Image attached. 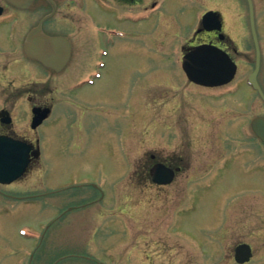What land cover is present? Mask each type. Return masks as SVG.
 Here are the masks:
<instances>
[{
    "label": "rangeland",
    "instance_id": "obj_1",
    "mask_svg": "<svg viewBox=\"0 0 264 264\" xmlns=\"http://www.w3.org/2000/svg\"><path fill=\"white\" fill-rule=\"evenodd\" d=\"M151 1L143 0L142 5ZM163 1L165 5L158 12L141 22L143 29L139 30L137 41L132 42L133 46L129 47L128 40V61L113 69L110 65L99 82L102 87L101 96L104 98L99 96L103 105L106 99L108 106L111 104L109 100L114 99L117 104L113 105L119 106L116 107L118 112L122 108L128 111V115L130 109L132 114L135 112L136 134L135 131L130 135L128 132L124 134L120 140L122 150L117 151L111 135L119 138V132L122 135L125 127H121V124L127 123L129 118L118 117L111 123L114 126L112 128L109 125L111 119L105 116L109 110L103 108V116L108 118L103 124L107 131L101 133V141L93 140L96 144L94 153L74 157L65 153L53 156L54 151L50 147L53 140L50 130L53 129L48 123L40 131L45 152L41 162L33 165L24 178L15 183L13 189H4L18 195H36L66 187L72 181L88 179L96 182L100 180L97 165L101 164L108 170L110 186L106 211L98 205L87 207V210L68 214L46 229L49 221H56L58 214L71 203V198L78 202L82 200L77 198L78 195L89 192L79 189L33 201H10L0 196V264H28L31 257H28V252L22 251L27 248L29 252H55L58 249L64 252L73 250L77 253H97V258H105L109 264H140L145 257L146 246L149 247L148 255L154 257L151 254L155 250L152 242L159 238H162L157 250L160 264H235L232 259L233 247L240 242L249 243L253 247L254 257L250 264H264V199L260 187H254L253 192V198L258 201L248 202L244 207L241 199L227 204L226 200L231 197L228 193L217 197L214 203L208 200L209 197L197 203V196L192 198V202H187L199 186L197 173H203L210 163H214L208 157L211 146L206 142L205 132L201 135L200 129L195 131L193 128L194 124L201 127V121L208 130L216 122L211 121L214 114L209 112L212 101L208 99V94L212 95L214 91L208 93L203 87L189 84L180 72L179 65L176 66L170 60V57L178 53V48L194 35L192 29L201 12L199 1ZM177 56L180 59L181 52ZM111 62L116 63V59ZM117 62H121L120 57ZM146 81L147 90L143 84ZM238 86L244 89L246 95L251 94L243 79ZM145 90L149 94V104L154 109L139 116L142 113L139 108L145 105ZM161 95L169 98L171 103L189 102L193 105V112L197 104L200 121L195 112L192 114L188 110L184 114L185 123L192 128L190 131L185 125L187 139L180 133V128L178 132L177 127H168L162 133L158 107L154 104ZM163 112H160L162 118ZM65 142L63 139L57 140L62 151L65 150ZM99 144L104 148L102 152L99 151ZM151 154H156L162 160L183 155L185 159L181 165L186 170L174 185L154 190L150 185L143 184L139 177H135V170L143 166ZM223 185L234 192L251 187L248 181L243 180ZM223 205L225 215L219 210ZM248 206L253 210L247 209ZM32 232L36 233L37 241ZM75 261L67 260L63 264ZM80 264L83 263L80 261Z\"/></svg>",
    "mask_w": 264,
    "mask_h": 264
},
{
    "label": "flooded vegetation",
    "instance_id": "obj_2",
    "mask_svg": "<svg viewBox=\"0 0 264 264\" xmlns=\"http://www.w3.org/2000/svg\"><path fill=\"white\" fill-rule=\"evenodd\" d=\"M215 11L222 14V31L204 32L205 43H212L225 50L236 62L249 68L254 58L243 55L237 43L226 33L227 19L223 13L228 10L237 14L232 20L235 25L249 21L248 0H207ZM27 5V1H26ZM139 5V0H32L30 5L20 7L10 0H0V138L8 143H0V149L13 148V141H24L32 145L33 152L40 148L39 130L51 121L52 137L55 140L54 153L62 151L57 140L72 128L73 123H81L84 115L90 121L102 119V102L98 81L91 87L85 85L77 90L82 79L91 78L97 69L99 52L107 50L105 70L112 58V39L116 48L127 53L124 37H113V31H122L127 36L126 7L129 10ZM136 6V8H137ZM258 24V23H257ZM36 31L34 38L30 34ZM137 29H129L136 32ZM259 46L264 47V26L258 30ZM42 36V37H41ZM43 36L61 38L60 61L53 67L45 66L40 60L28 54L27 48L38 46L42 58L49 57ZM240 37V36H238ZM119 41H118V40ZM240 43V42H239ZM254 47V39H253ZM261 58L264 59V53ZM257 75L264 89V74ZM236 78V77H235ZM260 98L259 93L256 91ZM72 97V99L69 98ZM111 97L110 95H108ZM262 100V98H260ZM115 103V101H112ZM34 108H49L50 115L36 129H31ZM264 117V116H263ZM66 119L65 128L60 127ZM95 144V143H94ZM95 147V145H93ZM264 159V143H262ZM66 149V148H65ZM42 153V151H41ZM38 160H34L35 164ZM264 173V160L261 165ZM264 179V177H263ZM13 184V183H12ZM11 184V185H12ZM1 187L3 185H0ZM0 195L14 198L13 194L0 189ZM35 254H32V259ZM43 263L46 257L42 259Z\"/></svg>",
    "mask_w": 264,
    "mask_h": 264
},
{
    "label": "water",
    "instance_id": "obj_3",
    "mask_svg": "<svg viewBox=\"0 0 264 264\" xmlns=\"http://www.w3.org/2000/svg\"><path fill=\"white\" fill-rule=\"evenodd\" d=\"M209 16H212V13H208L205 16V20L207 21V18ZM216 23V21H214ZM207 51L204 50L202 47L200 49L195 50L194 52H191L187 57L184 58V68L185 71L188 73V76L190 79L197 81L198 83L207 84V79L211 80V77H208V74L205 71L204 68V53ZM227 63V71L229 74H231L230 70L232 69V64L229 62V60L225 59ZM227 74V76H229ZM216 78H222L221 75H217ZM221 76V77H220ZM230 77H227L226 79H223L221 82H218L216 84H222L223 82H227L230 80ZM214 78V76H212ZM36 125V124H34ZM18 149L14 150V166L12 165V155L7 154L6 151H4V159L0 162V182L1 183H11L15 179L22 176L23 173H25L26 168L30 162L29 158V148L26 145H18ZM157 176H165L167 177L166 180H158L162 181L163 183L169 182L170 178L169 173L166 170H159L157 172ZM163 179V178H162ZM156 180V178H155ZM236 260L241 262L249 261V258L251 257V250L248 245L242 244L236 249Z\"/></svg>",
    "mask_w": 264,
    "mask_h": 264
}]
</instances>
